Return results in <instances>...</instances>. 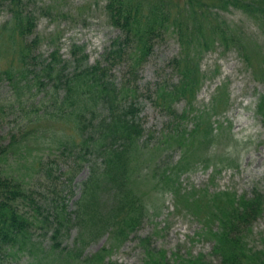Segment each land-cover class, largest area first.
I'll return each instance as SVG.
<instances>
[{
  "label": "rangeland",
  "instance_id": "rangeland-1",
  "mask_svg": "<svg viewBox=\"0 0 264 264\" xmlns=\"http://www.w3.org/2000/svg\"><path fill=\"white\" fill-rule=\"evenodd\" d=\"M24 1H27L28 12L37 17L36 33L42 37L37 52L44 57L53 50L54 39L55 47H60L64 59L70 58L69 49L76 43L85 46L90 64L103 62L102 55L121 35L119 29L109 22L107 0ZM132 1L135 9H157L169 13L172 18L188 13L189 7H199L196 21L204 26L211 22L212 27L205 33L219 40L215 49L204 53L200 61V73L205 78L193 110L188 108L184 99L173 103L178 115L185 111H191V118L200 114V118L183 124L187 128L184 139L188 141L184 147L173 144V141L167 142L171 115L155 100V91L160 84L172 86L179 82L172 61L179 58L181 45L173 27L155 41L136 82L142 108L138 120L143 126V136L138 147L132 148L127 166L129 184L125 199L132 200V213L125 216L126 222L121 225L125 234L114 239L110 234L102 236L88 244L82 259L70 262L145 264L148 253H160L171 263L186 259L202 262L204 259L205 264H221V257L214 251L215 241L210 240L209 229L213 228V232L220 229L217 211L227 210L230 203L224 197L213 198L223 193L252 198L256 191L264 197V118L258 110L264 97V10L259 8L264 7V0L258 1L259 6L251 5L257 0H237V6L228 3L234 0ZM257 9L263 14L257 13ZM10 16L9 5L3 4L0 7V28ZM216 25L219 27H214ZM221 33L226 45L221 43ZM232 42L239 44L238 48L245 56L233 47ZM134 52V48L127 50L128 57ZM126 57L118 60L116 65L112 61L109 62L111 66L104 63V66L112 67L110 76L119 85H128L131 80L129 70L133 62ZM8 90L4 84L0 105H5V109L10 104ZM224 94L229 98L227 106L223 102ZM219 96L222 104L217 106V100L214 104L213 101ZM10 120L6 109L0 115V135L8 137ZM197 123L199 128L192 134ZM37 129L48 135L49 130L63 132L64 128L62 125L53 127L45 120ZM20 144L26 148L20 145L12 150L22 155L12 156L9 162L14 177L25 180L26 187L39 202L48 196L53 197L56 191L71 209L80 198L82 182L91 173L90 166L84 164L72 170V163L60 158L59 150L50 148L53 144L44 143L43 139L38 144ZM16 157L21 159L16 160ZM40 161L42 165L56 161L53 182L44 175L47 167L41 169ZM262 207L247 239L248 246L255 250L260 249L264 241V204ZM28 215L33 220L38 217ZM77 236L73 229L61 240L62 248H73ZM46 243L53 244V241L48 239ZM84 258L92 261L83 263ZM29 262L28 255L20 254L8 264Z\"/></svg>",
  "mask_w": 264,
  "mask_h": 264
},
{
  "label": "trees",
  "instance_id": "trees-1",
  "mask_svg": "<svg viewBox=\"0 0 264 264\" xmlns=\"http://www.w3.org/2000/svg\"><path fill=\"white\" fill-rule=\"evenodd\" d=\"M258 1H252L251 5L259 6ZM132 2L107 0L109 22L121 35L102 55L103 62L90 64L85 46L76 43L69 49V59L63 58L54 39V48L49 55H41L37 52L42 42V37L36 33L37 17L28 12L27 1L0 0V7L9 5L11 15L0 28V95L6 84L9 87L7 100L10 101L6 109L11 119L8 137L0 135V264L18 259L20 254L30 257L28 264H50V261L51 264H71L70 260L82 259L88 244L102 236L110 234L113 239L124 236L121 225L126 222L125 216L132 213V200L125 199L129 184L127 166L132 148L138 147L143 136V126L138 120L142 108L136 82L155 41L172 27L181 45L179 58L172 61L180 79L172 86L160 84L155 91V100L172 116L167 142L173 141L182 147L188 144L184 139L187 128L183 124L200 118V114L193 118L189 116L191 111L178 115L173 103L184 99L193 110L205 78L200 73V61L204 53L215 49L219 39L205 33L212 27L211 22L204 26L196 21L199 7H189L188 13L172 18L169 13L157 9H135ZM228 3L237 6L238 1ZM246 6L242 8L247 11ZM259 8L264 10V7ZM257 13L264 12L257 9ZM223 36L221 33L220 40L226 45ZM232 45L243 53L238 43ZM132 48L135 52L128 57L127 50ZM125 54L133 62L129 70L131 80L128 85H119L110 76L112 67L108 66L110 61L118 64ZM131 82L134 85L131 86ZM224 96L223 102L227 106L229 98ZM216 100L220 106V96L214 98L213 104ZM6 109L5 105H0V115ZM258 110L264 118V97ZM45 120L53 127L62 125L63 132L57 129L49 130L48 135L45 131L40 132L37 128ZM198 125L197 128L193 126L192 134L198 130ZM41 139L44 143H52L50 148L59 150L60 158L72 163V170L84 164L90 166L91 173L82 182L80 198L71 209L56 191L53 197L39 202L26 187L25 180L14 177L9 169L12 156L22 155L12 149L23 145L20 143L38 144ZM55 162L51 161L50 165L39 163L41 169L47 167L43 173L52 182L55 180ZM220 197L226 198L230 206L225 211H217L221 227L216 232L209 229V235L210 240L215 241L214 251L221 257V264H264V241L258 250L247 243L254 221L262 211L264 197L256 191L252 198L223 193L213 199ZM28 214L38 217L33 220ZM73 229L78 233L75 246L62 248L61 240ZM48 239L53 244L46 243ZM146 258L145 264H205L204 259L202 262L186 259L171 263L160 253H148ZM83 260V263L92 261Z\"/></svg>",
  "mask_w": 264,
  "mask_h": 264
}]
</instances>
